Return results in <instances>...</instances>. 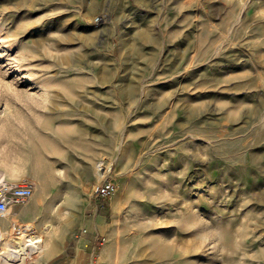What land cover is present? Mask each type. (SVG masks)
I'll list each match as a JSON object with an SVG mask.
<instances>
[{
  "label": "rangeland",
  "instance_id": "1",
  "mask_svg": "<svg viewBox=\"0 0 264 264\" xmlns=\"http://www.w3.org/2000/svg\"><path fill=\"white\" fill-rule=\"evenodd\" d=\"M2 178L0 264H264V0H0Z\"/></svg>",
  "mask_w": 264,
  "mask_h": 264
},
{
  "label": "built area",
  "instance_id": "2",
  "mask_svg": "<svg viewBox=\"0 0 264 264\" xmlns=\"http://www.w3.org/2000/svg\"><path fill=\"white\" fill-rule=\"evenodd\" d=\"M99 169L110 171V166L105 167L99 164ZM34 184L28 180H8L0 179V216H4L10 208L25 203L32 195ZM117 186L111 177L102 178L101 182L95 187V193L102 198H109L115 194ZM81 232H85L82 229ZM12 253H16L12 250Z\"/></svg>",
  "mask_w": 264,
  "mask_h": 264
},
{
  "label": "bare ground",
  "instance_id": "3",
  "mask_svg": "<svg viewBox=\"0 0 264 264\" xmlns=\"http://www.w3.org/2000/svg\"><path fill=\"white\" fill-rule=\"evenodd\" d=\"M12 172L14 173V171L11 170L10 173H12ZM17 173H19V171ZM16 174H14L12 176H15ZM18 175H20V174H18ZM11 234L12 233H10L8 235V237L5 236V238H2L1 234H0V246H1V244H3L2 247H0V248H3L2 253H1L2 255L1 254L0 255L2 257L4 256L5 259H6V257H7V259L12 258L11 261L14 258L15 259L21 258L23 254H27V253L29 254V251L33 250L34 247L37 248L36 243H39L40 241H42L41 236L30 235L29 233H21L19 236H16V237H13V236L11 237ZM12 250H14L16 253H12ZM36 251H38V250L36 249ZM104 252H106V251H104ZM31 253H32V251H31ZM18 262H20V261L18 260Z\"/></svg>",
  "mask_w": 264,
  "mask_h": 264
}]
</instances>
